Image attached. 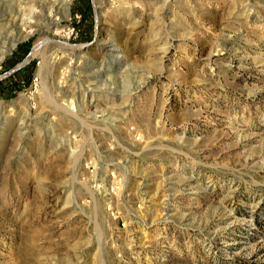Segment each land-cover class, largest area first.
I'll return each instance as SVG.
<instances>
[{
    "label": "rangeland",
    "instance_id": "1",
    "mask_svg": "<svg viewBox=\"0 0 264 264\" xmlns=\"http://www.w3.org/2000/svg\"><path fill=\"white\" fill-rule=\"evenodd\" d=\"M0 264H264V0H0Z\"/></svg>",
    "mask_w": 264,
    "mask_h": 264
},
{
    "label": "bare ground",
    "instance_id": "2",
    "mask_svg": "<svg viewBox=\"0 0 264 264\" xmlns=\"http://www.w3.org/2000/svg\"><path fill=\"white\" fill-rule=\"evenodd\" d=\"M52 5V4H51ZM49 19V18H47ZM53 37L51 36H45V37H42V36H39L37 37L35 40H34V43H33V46H32V49L30 51V54H29V58L30 57H33V56H38L40 58V62H39V66H38V69H37V76H39L38 78H40V80L43 78V73H44V70H45V52H44V46L46 43H49L50 41L52 42V44H54V46L56 47L57 50H64V51H76V50H79L78 49V46H67L66 44H62L61 42H57V41H54L52 40ZM13 44H10V47L12 46ZM46 50V49H45ZM47 60V59H46ZM48 68V67H47ZM88 80V79H87ZM42 81H44V79H42ZM46 81V80H45ZM86 81V80H85ZM46 85L44 84V82L42 83V95H41V98L42 100L45 102V101H50L49 97L47 96V93H46ZM40 88V87H39ZM68 92V91H66ZM65 95V93H64ZM40 98V97H39ZM39 101V99H38ZM37 101V102H38ZM41 101V103H44ZM75 102V101H74ZM25 103V102H24ZM36 103V102H35ZM39 104V103H38ZM47 104V103H46ZM69 104H71L72 107H75L74 103L72 100L69 101ZM54 105V104H53ZM61 106V105H60ZM59 105L57 107H60ZM77 106V105H76ZM54 107V106H53ZM55 108V107H54ZM64 108V107H63ZM76 108V107H75ZM61 111V110H60ZM57 113V112H56ZM62 113V112H61ZM63 116V115H62Z\"/></svg>",
    "mask_w": 264,
    "mask_h": 264
}]
</instances>
